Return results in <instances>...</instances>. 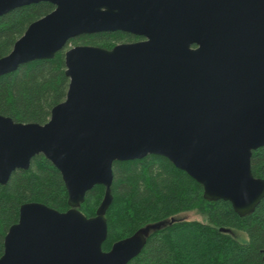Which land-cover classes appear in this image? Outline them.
Here are the masks:
<instances>
[{"label": "water", "instance_id": "1", "mask_svg": "<svg viewBox=\"0 0 264 264\" xmlns=\"http://www.w3.org/2000/svg\"><path fill=\"white\" fill-rule=\"evenodd\" d=\"M41 2L55 10L0 59V77L52 60L84 35L145 40L68 49L67 98L45 125L0 116V185L43 155L61 173L70 207L23 205L0 264H129L165 224L104 251L113 167L149 155L202 185L205 200L230 202L241 217L255 212L264 199L251 164L264 147V0H0V18ZM96 186L105 197L89 218L79 207Z\"/></svg>", "mask_w": 264, "mask_h": 264}, {"label": "trees", "instance_id": "2", "mask_svg": "<svg viewBox=\"0 0 264 264\" xmlns=\"http://www.w3.org/2000/svg\"><path fill=\"white\" fill-rule=\"evenodd\" d=\"M54 10L53 4L41 2L1 17L0 59L12 52L31 24ZM140 39L122 32L100 33L78 37L69 45L112 50ZM65 53L1 76L0 116L22 124L48 123L53 108L66 100L70 86ZM251 164L253 175L264 180V147L253 152ZM113 174L104 251L147 226L165 224L150 233L141 254L129 264H264V199L253 214L241 217L230 202L205 200L202 185L155 155L115 162ZM105 192L104 186H96L79 209L89 218L96 216ZM68 201L61 173L43 155L32 160L28 171H16L7 185H0V257L23 205L40 203L65 213L70 210ZM193 213L201 220L185 218ZM239 233L248 241L242 242Z\"/></svg>", "mask_w": 264, "mask_h": 264}, {"label": "rangeland", "instance_id": "3", "mask_svg": "<svg viewBox=\"0 0 264 264\" xmlns=\"http://www.w3.org/2000/svg\"><path fill=\"white\" fill-rule=\"evenodd\" d=\"M124 44V43H123ZM73 47H75L73 44H68V46L66 47V50L65 51H67L68 49H71V48H73ZM185 218L186 219H188V220H190V219H192V220H201V217L198 215V214H196V213H193V214H189V215H187V216H185ZM150 230H148V232H149ZM147 232V233H148ZM239 235V239L242 241V242H246V241H248V238H247V236H245V235H243V234H241V233H239L238 234Z\"/></svg>", "mask_w": 264, "mask_h": 264}, {"label": "flooded vegetation", "instance_id": "4", "mask_svg": "<svg viewBox=\"0 0 264 264\" xmlns=\"http://www.w3.org/2000/svg\"><path fill=\"white\" fill-rule=\"evenodd\" d=\"M122 33H124V32H122ZM125 34H127V33H125ZM137 37V36H136ZM138 38H141V37H138ZM145 39L144 38H141L140 40H138L137 42H141V41H144ZM125 44V43H124Z\"/></svg>", "mask_w": 264, "mask_h": 264}]
</instances>
